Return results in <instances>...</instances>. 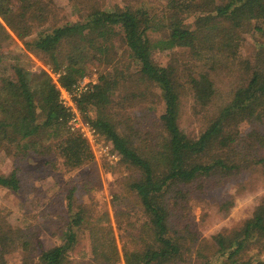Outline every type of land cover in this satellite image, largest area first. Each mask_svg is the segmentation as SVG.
Here are the masks:
<instances>
[{
	"label": "trees",
	"instance_id": "1",
	"mask_svg": "<svg viewBox=\"0 0 264 264\" xmlns=\"http://www.w3.org/2000/svg\"><path fill=\"white\" fill-rule=\"evenodd\" d=\"M108 1L0 0V152L53 173L93 170L60 89L73 92L101 67L74 101L120 157L123 187L144 217L132 248H122L124 263L264 264V205L208 239L194 219L204 196L264 176V0ZM12 35L56 81L42 69L2 65ZM186 98L197 132L180 124ZM23 176L20 166L0 173V191L16 196ZM56 202L47 207L59 230L54 245L0 213V264L17 252L16 264L117 261L106 210L92 218L94 201L84 202L76 185Z\"/></svg>",
	"mask_w": 264,
	"mask_h": 264
},
{
	"label": "rangeland",
	"instance_id": "2",
	"mask_svg": "<svg viewBox=\"0 0 264 264\" xmlns=\"http://www.w3.org/2000/svg\"><path fill=\"white\" fill-rule=\"evenodd\" d=\"M66 1L54 0L57 6L64 5ZM116 1L118 2V0ZM116 1L109 0L108 7H112ZM72 19L69 18V20ZM12 36L14 37V35ZM2 53V65L19 64L30 70L42 69L51 74L50 67L27 52L16 38L14 44H11ZM102 71L101 67H92L90 74L83 79L82 86L96 83L97 76ZM51 75L56 81L58 76ZM191 108L192 100L184 99L180 124L187 131L197 132L199 124L198 120L192 116ZM78 117L82 122L87 123L81 113L78 114ZM79 127V125L74 127V132L81 133ZM86 139L94 155V167L90 171L84 168L70 173H65L62 170H56L53 173L42 167L39 160L32 159L27 163H15L13 159L5 157L0 152L1 174H7L14 167L20 166L25 175L21 181L22 189L16 196L6 191H0V213L6 214L10 218H19L20 227L29 224L30 228L38 229L41 232L47 243L58 244L59 230L54 222L56 216L50 213L52 210L47 207L56 202V193L63 197L72 185H76L79 196H82L84 202L94 201L92 218L100 219L104 210L108 212L113 237L118 248V259L113 264H125L122 248L124 245L127 248H132L133 245L128 238L132 234L135 224L143 221L144 217L135 199L123 187V181L128 171L120 166V157L113 152L100 135L87 136ZM88 179L90 183H88ZM246 179L247 183L243 188L239 187L236 182H232L227 189L221 190L219 194L204 196V200L198 204L195 210L194 217L201 237L211 238L222 230L241 223L250 217L259 205H264V176L255 174L246 177ZM97 182L100 184L99 188L93 192L92 188ZM22 193H26V195L24 196ZM114 194H119L118 200L114 199ZM25 200L27 201L22 205ZM18 254L17 252L11 255V264L19 262L20 255ZM77 257L80 258L79 255ZM85 257V261L95 264L94 260L89 259L88 256Z\"/></svg>",
	"mask_w": 264,
	"mask_h": 264
},
{
	"label": "built area",
	"instance_id": "3",
	"mask_svg": "<svg viewBox=\"0 0 264 264\" xmlns=\"http://www.w3.org/2000/svg\"><path fill=\"white\" fill-rule=\"evenodd\" d=\"M84 78H82L78 82V84L75 87L73 92H67L65 90L60 89V92H61L60 93V101L62 102V104L66 108H68L72 112V117L68 123L70 126V129L72 131H75L74 127H78V125H79L80 131H81L80 134L86 139L87 136H96L99 134L97 132H95V130L88 123V121H87V123H84L78 117V114H80V112L76 106V103L74 101V97L80 95L81 93H83L85 91H87L89 89L88 87L91 84H94V83H89V84H84V86H82Z\"/></svg>",
	"mask_w": 264,
	"mask_h": 264
}]
</instances>
